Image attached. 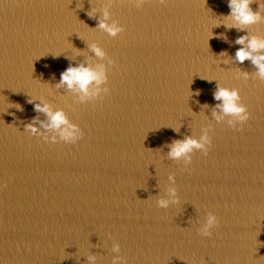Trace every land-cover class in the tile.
Returning <instances> with one entry per match:
<instances>
[{"label": "water", "instance_id": "obj_1", "mask_svg": "<svg viewBox=\"0 0 264 264\" xmlns=\"http://www.w3.org/2000/svg\"><path fill=\"white\" fill-rule=\"evenodd\" d=\"M250 8L233 26L228 0H0V264H264V78L235 58L237 37L264 39ZM69 64L102 66L88 87L108 91L58 86ZM217 87L247 106L238 127ZM37 103L82 136L60 140ZM205 133L207 153L168 155Z\"/></svg>", "mask_w": 264, "mask_h": 264}, {"label": "clouds", "instance_id": "obj_2", "mask_svg": "<svg viewBox=\"0 0 264 264\" xmlns=\"http://www.w3.org/2000/svg\"><path fill=\"white\" fill-rule=\"evenodd\" d=\"M135 3L139 5L142 3V0H135ZM228 7L230 10L228 15L234 22L233 26L252 24L260 18L259 12H255L250 8V0H228ZM99 27L105 29L109 35H115L117 32H121L123 30L122 26L116 25L115 23L106 24L103 20L99 22ZM245 41H247L246 47L238 48L235 51V58L240 62H243L246 58L249 59L251 63L255 65L257 74L264 78V52L259 51L264 49V39H260L255 36L247 37L246 35H241L236 38L235 42L240 45H245ZM91 47L97 56L104 55L103 51L99 47H96L95 45H91ZM105 79L106 76L102 66L92 68L84 64H69L60 72L58 86L59 84H64L70 89H78L81 93H83L81 99H84L85 97L95 98L100 93H106L108 88L96 87L89 91L88 86L90 83L100 85L103 81H105ZM213 97L214 99L221 101L217 107L221 109L222 113L234 118L228 121L229 126L238 127L239 124L248 119L249 112L247 110V106L239 102V95L235 89L217 87L213 93ZM33 107L35 111L43 112L47 116L48 123L43 124V122H41L42 126L57 130L60 140L66 143H75L82 136L83 133L80 127L76 124L70 123L62 110L57 109L56 111H52L46 103H37L34 104ZM213 114L215 115V113ZM220 118V116H216L217 120ZM25 128L31 133H35L37 131L32 123L26 124ZM49 139L52 142H55L57 137L52 136ZM210 143L211 140L206 133L202 135L199 140L192 137H185L182 140L177 139L171 142L168 155L173 158L184 156L187 161L189 157L186 154L193 148L203 149L204 152L207 153L208 147L206 146H209ZM171 191L174 192V189ZM159 204L161 206H165L167 201L160 200ZM217 223L218 220L216 215L209 214L200 229L201 235L209 236L211 234V230L217 225Z\"/></svg>", "mask_w": 264, "mask_h": 264}]
</instances>
